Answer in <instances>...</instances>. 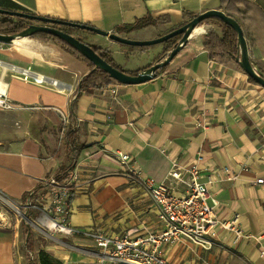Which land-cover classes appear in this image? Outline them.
<instances>
[{
	"label": "crops",
	"instance_id": "obj_1",
	"mask_svg": "<svg viewBox=\"0 0 264 264\" xmlns=\"http://www.w3.org/2000/svg\"><path fill=\"white\" fill-rule=\"evenodd\" d=\"M245 1L247 6L238 5L246 9L244 22L238 23L250 61L264 77V0ZM225 2L0 0V8L147 40L210 9L228 14ZM142 22L148 24L136 25ZM70 34L110 51L127 71L154 64L163 55V42L129 46L79 28ZM221 37L217 22H202L156 77L138 84L119 83L117 102L99 89L81 88L89 66L58 42L33 36L0 42V89L16 105L0 115V194L18 202L44 178L61 180L73 174L74 194L69 200L73 226L111 236L137 228L142 235L161 225L139 177L164 181L181 191L184 185L168 175L173 164L196 163L200 181L207 182L218 202L217 218L227 221L236 216L244 235L235 237L231 229L217 227L211 248L168 246L167 263L264 264V182H255L264 179V88L250 82L235 60L216 55ZM23 68L43 76L45 83L24 80ZM51 80L57 81L55 87L48 86ZM61 115L72 126L63 138ZM73 146H81L76 155ZM116 152L127 153L129 163L116 161ZM198 155L202 158L197 161ZM207 202L211 204V199ZM31 229L37 231L32 232L35 251L42 249L62 264H91L100 254L88 237L63 238ZM27 235L19 219L0 209V264H29Z\"/></svg>",
	"mask_w": 264,
	"mask_h": 264
},
{
	"label": "built area",
	"instance_id": "obj_2",
	"mask_svg": "<svg viewBox=\"0 0 264 264\" xmlns=\"http://www.w3.org/2000/svg\"><path fill=\"white\" fill-rule=\"evenodd\" d=\"M21 77L34 83H45L43 76H38L29 69L20 70ZM50 87L57 85L56 80L47 83ZM120 84L109 82L99 89V93L117 102ZM16 108L5 91L0 89V110L11 111ZM60 136H65L71 128L66 116L61 115ZM198 155L196 160H201ZM114 159L129 163L127 153L116 152ZM133 171L135 172V168ZM187 175L186 179L183 175ZM169 178L184 185L181 191L172 189L169 183L157 181L151 177H139L143 189L157 208V218L161 225L158 231L138 234L137 228H130L121 235L111 236L98 230L81 229L73 226L69 220V200L74 194V179L59 180L48 176L40 181V187L23 195L18 202L8 200L0 194V203L11 206L30 227L37 228L49 235L67 236L82 235L92 239L100 249V257L91 264H166L164 252L171 245L194 244L202 249L212 247L217 227L231 229L235 237L244 235L236 225V216L231 220H220L216 215L218 202L210 194L207 182L200 181L199 168L196 163L189 167L173 164ZM209 180V179H208ZM256 183L264 182L257 178ZM211 199V204L207 202ZM35 211L39 215H34ZM79 264H86L81 262Z\"/></svg>",
	"mask_w": 264,
	"mask_h": 264
},
{
	"label": "water",
	"instance_id": "obj_3",
	"mask_svg": "<svg viewBox=\"0 0 264 264\" xmlns=\"http://www.w3.org/2000/svg\"><path fill=\"white\" fill-rule=\"evenodd\" d=\"M0 14L20 17L29 21L38 22L30 23L25 29L14 34L0 33V42L8 43L15 40L16 38L29 37L38 32L49 33L53 36L65 40L67 43L77 49L86 59L91 61L96 67L107 73L110 78L121 84H138L154 78L156 76L155 71L158 68L167 65L174 58V56L187 43L188 39L191 37L192 33L197 28L199 23L208 17L215 16L225 24L231 26L236 31L237 45L239 47V52L236 56V62L249 77H251L258 85L264 88V77L255 69V67L250 61L248 54V45L240 24L235 20V18L228 14H225L222 10L219 9H210L200 14H197L185 24L175 28L174 30L159 37L147 40L130 39L120 36L114 32H107L105 30H101L100 28H97L93 25L60 21L57 19L37 16L34 14L16 10L0 8ZM58 25H66L94 32L103 36H107L110 40L129 46H150L160 44L175 35H181V38L179 39L176 47H174L164 59L155 62L154 64L139 72L138 74L133 75L128 74L120 69H117L116 67H113L105 60H103L88 44L74 37L70 33L63 31L60 27H58Z\"/></svg>",
	"mask_w": 264,
	"mask_h": 264
},
{
	"label": "trees",
	"instance_id": "obj_4",
	"mask_svg": "<svg viewBox=\"0 0 264 264\" xmlns=\"http://www.w3.org/2000/svg\"><path fill=\"white\" fill-rule=\"evenodd\" d=\"M223 1V0H221ZM240 3V5H239ZM249 2H246L245 0H226L224 4V9L226 12L231 15L237 22H244V14L246 13V9H240L239 6H247ZM222 5V4H221ZM239 5V6H238ZM222 7V6H221ZM60 20V19H57ZM207 20H214L217 22L221 29H222V37H221V51H219L216 55L220 58L223 59L224 61H229V60H235L236 61V56L238 55L239 52V47L237 45V33L236 31L229 25L225 24L222 22L220 19H218L215 16L208 17L201 21L199 24H201L204 21ZM64 21V20H60ZM147 22H142V23H137L136 25H144ZM150 23V22H149ZM30 23L23 18L18 17L16 20L12 19L8 15L0 14V33L1 34H14L17 32H20L21 30L25 29ZM148 24V23H147ZM89 25V24H88ZM62 30L70 33V30L72 29H77L76 27H71V26H66V25H61ZM136 27V26H135ZM90 32V31H89ZM33 37H38L39 39H42L43 41H49L53 40L58 42L66 51L70 52L71 54L75 55L78 58H81L85 60V62L89 66V72L85 75L83 80L81 81V88L82 89H90V90H96L100 89L102 86L105 84L109 83L110 81H115L112 78L109 77L107 73L96 67L91 61L86 59L77 49H75L73 46H71L69 43H67L65 40L53 36L49 33L45 32H38L32 35ZM181 38V35H175L167 40H165L163 44V55L161 56L162 58L159 60L164 59L168 53L176 47L178 44L179 39ZM103 60H105L107 63L112 65L113 67H116L117 69H120L128 74H138L145 68L149 67L150 65L135 70V71H127L124 70L119 64L115 62L113 59L111 52L95 46V45H89ZM214 56V54H211ZM168 66L165 65L163 67L158 68L155 73L156 76L161 73L162 71L165 70V68ZM155 76V77H156ZM248 79L250 82L253 84H257L251 77L247 75ZM81 147V146H80ZM77 146H73L72 150L73 153L76 155L77 150L80 148ZM67 171V170H66ZM26 234H28L25 238V244H26V249L25 253L27 255L29 264H62L59 260L55 259L53 256H51L49 253L46 251L39 249L37 252L34 249L33 246V241H32V232L30 229L26 228L25 231Z\"/></svg>",
	"mask_w": 264,
	"mask_h": 264
},
{
	"label": "rangeland",
	"instance_id": "obj_5",
	"mask_svg": "<svg viewBox=\"0 0 264 264\" xmlns=\"http://www.w3.org/2000/svg\"><path fill=\"white\" fill-rule=\"evenodd\" d=\"M12 19H14V20H16L18 17H15V16H10ZM28 21V20H27ZM29 23H30V21H28ZM19 39V38H18ZM131 39H137V38H131ZM137 40H139V39H137ZM257 69V68H256ZM258 72H259V70H258ZM3 112H6V111H1L0 110V115L1 114H3ZM2 117H0V119H1ZM11 126V125H10ZM5 129L7 130V131H11V128H9V127H5ZM0 209H4V210H6V211H8V212H10V214L12 215V217L13 218H16V219H19V221L21 222V224H22V226H23V228H24V232L26 231V228H28V229H30L31 230V232H34L35 230L33 229V231H32V229H31V227L28 225V224H26L25 223V221L19 216V214H17V215H15L14 213H15V211H14V209L11 207V206H6V205H4V204H1L0 203ZM34 215H39V212L38 211H35L34 213H33ZM35 232H37V231H35ZM74 236H76V235H74ZM67 237H71V236H67ZM33 239V238H32ZM96 245V244H95ZM34 246V245H33ZM26 244H25V249H26ZM97 247V246H96ZM98 248V247H97ZM35 249V248H34ZM99 249V248H98ZM99 252H100V249H99ZM100 257V254H99V256H98V258ZM97 258V259H98ZM96 259V260H97ZM165 260H166V258H165ZM81 263V262H80ZM106 264H109V263H106ZM166 264H174V263H172V262H170V263H167V260H166ZM178 264H188L187 263V261L186 262H184L183 260L180 262V263H178ZM191 264H196V263H191Z\"/></svg>",
	"mask_w": 264,
	"mask_h": 264
},
{
	"label": "bare ground",
	"instance_id": "obj_6",
	"mask_svg": "<svg viewBox=\"0 0 264 264\" xmlns=\"http://www.w3.org/2000/svg\"><path fill=\"white\" fill-rule=\"evenodd\" d=\"M121 153H123V152H121ZM116 161H118V160H116ZM120 164H122V162H120V161H118Z\"/></svg>",
	"mask_w": 264,
	"mask_h": 264
}]
</instances>
